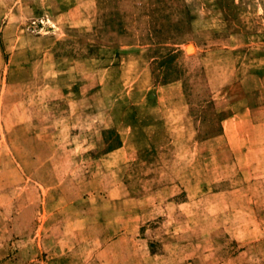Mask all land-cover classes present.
<instances>
[{
  "label": "rangeland",
  "instance_id": "rangeland-1",
  "mask_svg": "<svg viewBox=\"0 0 264 264\" xmlns=\"http://www.w3.org/2000/svg\"><path fill=\"white\" fill-rule=\"evenodd\" d=\"M0 264H264V0H0Z\"/></svg>",
  "mask_w": 264,
  "mask_h": 264
}]
</instances>
